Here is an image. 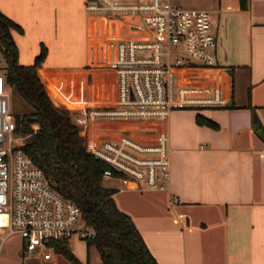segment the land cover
I'll list each match as a JSON object with an SVG mask.
<instances>
[{
	"label": "crops",
	"instance_id": "crops-1",
	"mask_svg": "<svg viewBox=\"0 0 264 264\" xmlns=\"http://www.w3.org/2000/svg\"><path fill=\"white\" fill-rule=\"evenodd\" d=\"M85 1L0 0V12L21 28L11 33L17 62L32 63L43 46L38 78L53 104L72 114L115 95L107 41L120 21L87 14ZM176 1L207 11L216 39L215 64L179 69L180 82L221 88L224 106L172 109L163 121L95 120L82 143L87 150L122 131L167 135V191L112 187L158 264H264V138L252 124L256 118L264 132V0H246L243 9L238 0ZM2 247L0 264H24L17 236Z\"/></svg>",
	"mask_w": 264,
	"mask_h": 264
},
{
	"label": "built area",
	"instance_id": "built-area-1",
	"mask_svg": "<svg viewBox=\"0 0 264 264\" xmlns=\"http://www.w3.org/2000/svg\"><path fill=\"white\" fill-rule=\"evenodd\" d=\"M87 14L120 21L107 46L115 95L103 106H85L71 115L80 135L95 120L163 121L172 109L216 108L221 88L181 83L179 69L215 64V34L207 11L172 0H86ZM181 51V57L171 58ZM0 75V248L12 236L23 251L43 249L49 258L56 240L92 237L78 206L62 197L20 145L14 133ZM87 151L106 164L102 179L126 180L132 189L168 190L167 135L120 132L92 142Z\"/></svg>",
	"mask_w": 264,
	"mask_h": 264
},
{
	"label": "trees",
	"instance_id": "trees-1",
	"mask_svg": "<svg viewBox=\"0 0 264 264\" xmlns=\"http://www.w3.org/2000/svg\"><path fill=\"white\" fill-rule=\"evenodd\" d=\"M245 8L246 0H238ZM12 31L21 28L0 12V53L4 59V78L34 108L28 114L13 117L14 133L23 136L22 150L39 167L56 191L74 202L92 228L94 235L84 237L85 248L93 246L102 264H158L145 245L130 217L119 210L112 198L113 188L104 185L105 163L84 147L78 127L69 109L57 107L48 97L37 75L45 49L40 47L30 64L17 62V47ZM198 122L215 127L211 120L197 116ZM35 124V127L32 126ZM254 131L264 138L260 123L253 118ZM53 252L70 264L81 262L69 249L68 240L49 243Z\"/></svg>",
	"mask_w": 264,
	"mask_h": 264
},
{
	"label": "rangeland",
	"instance_id": "rangeland-1",
	"mask_svg": "<svg viewBox=\"0 0 264 264\" xmlns=\"http://www.w3.org/2000/svg\"><path fill=\"white\" fill-rule=\"evenodd\" d=\"M176 2L178 5L183 7L190 8L188 5L182 4L179 1L172 0V2ZM210 19V17H209ZM212 22V20H211ZM181 57V51L177 50L176 53L171 54V58L173 57ZM4 59L0 53V71L4 70ZM5 93L7 95V104L8 110L11 114L12 118L16 115L20 116L22 114H28L34 111V108L31 104L26 102L18 93L17 89L13 85L5 86ZM35 127V124H32ZM104 185L112 188L115 185H124L126 180H116L113 178H108L103 180ZM4 245V244H3ZM68 247L69 249L76 254H85L86 260L88 264H102L97 251L93 246H89L85 248V246H81V239L78 240L75 236L68 239ZM21 252V251H20ZM45 252L43 249H35L32 252L30 251H22V255L24 257V264H70L67 260H65L60 254L51 252L50 257L47 259H43L42 254ZM30 253H34L32 259L26 258V256ZM21 256V254H20ZM7 257L5 253V249L1 247L0 249V259H5ZM21 259V257H20Z\"/></svg>",
	"mask_w": 264,
	"mask_h": 264
}]
</instances>
